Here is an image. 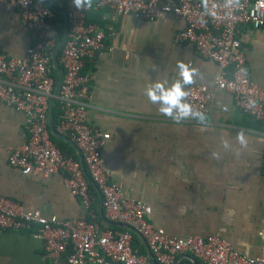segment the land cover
I'll return each instance as SVG.
<instances>
[{"label": "crops", "instance_id": "obj_1", "mask_svg": "<svg viewBox=\"0 0 264 264\" xmlns=\"http://www.w3.org/2000/svg\"><path fill=\"white\" fill-rule=\"evenodd\" d=\"M98 12L97 22L105 28L112 49L100 52L84 67L91 76L88 115L110 133L103 159L113 179L131 197L151 206L149 219L166 233H219L246 255H259L264 246L258 235L264 219L262 124L240 111L228 91H214L203 120L190 115L176 123L158 113L162 101L151 102L145 89L156 81H165L167 88L180 79L178 61L195 69L192 84L212 89L216 62L202 57L192 44L174 41L175 33L185 26L179 17L163 14L145 20L114 15L107 9ZM238 37L253 81L264 88V28L241 25ZM28 45L18 10L0 0V51L19 57ZM188 86L183 85L184 90ZM240 132L247 147L237 140ZM27 135L22 113L0 101V195L61 220L87 217L60 173L44 178L9 165L10 150ZM64 146L79 156L70 140ZM90 184L92 219L109 225L101 195ZM133 244L147 253L137 236ZM190 260L187 253L179 254L176 264ZM0 264L50 262L42 240L29 228L0 230Z\"/></svg>", "mask_w": 264, "mask_h": 264}, {"label": "built area", "instance_id": "obj_2", "mask_svg": "<svg viewBox=\"0 0 264 264\" xmlns=\"http://www.w3.org/2000/svg\"><path fill=\"white\" fill-rule=\"evenodd\" d=\"M1 2L18 10L29 35L22 56L0 51V101L22 113L28 130L26 140L10 150L8 163L44 178L60 173L87 217L61 220L0 195V230L31 228L32 235L42 240L50 264H176L183 253L191 257L183 264H194L193 259L200 264H264V246L259 255L248 256L219 233L170 235L152 223L151 206L131 197L105 165L103 148L110 133L89 119L91 76L84 70L87 61L94 62L100 52L112 49L105 28L87 21L89 12L103 8L114 15L145 20L171 14L185 21L174 41L192 44L218 66L212 89L191 84L185 90L189 93L186 102L194 112L205 114L214 91H228L240 111L262 124L264 137V88L253 81L238 37L241 25L264 28V0H93L87 10H77L72 0L61 3L68 30L58 54L62 75L54 129L59 137L72 142L78 157L63 152L50 137L48 113L56 85L52 58L60 25L53 22L56 11L41 0ZM261 163L264 168V144ZM90 183L98 189L104 215L112 226H101L92 219ZM258 235L264 243V219ZM135 236L143 241L147 253L134 246Z\"/></svg>", "mask_w": 264, "mask_h": 264}, {"label": "clouds", "instance_id": "obj_3", "mask_svg": "<svg viewBox=\"0 0 264 264\" xmlns=\"http://www.w3.org/2000/svg\"><path fill=\"white\" fill-rule=\"evenodd\" d=\"M72 2L77 10L91 9L93 4V0H72ZM177 66L180 68V79L167 88L165 87V81H156L152 87L145 89L147 97L154 103L162 101L163 106L159 107L157 112L176 123H179L181 119H187L190 115L203 120V113L200 111L194 112L192 105L184 100L189 93L184 90L183 85H191L193 83L195 69L190 68L182 61H178ZM174 112L176 113L175 115ZM237 140L242 147H247L243 132L237 134ZM216 156L217 154L213 153V157L215 158Z\"/></svg>", "mask_w": 264, "mask_h": 264}, {"label": "trees", "instance_id": "obj_4", "mask_svg": "<svg viewBox=\"0 0 264 264\" xmlns=\"http://www.w3.org/2000/svg\"><path fill=\"white\" fill-rule=\"evenodd\" d=\"M43 2V4L47 5V6H50L52 8H55L57 11H56V14H55V19L53 20L54 23H56V21H59L60 22V25L57 27V30H58V41L61 40L62 38V30H63V17L60 13H58V10H61L64 6L61 7V3H64L65 0H41ZM103 8L101 9H98L99 11L102 10ZM98 10H93L91 12H89L88 14V17H87V21L88 22H95L97 24H99L97 21V18L99 17L100 15V12H98ZM59 57V55H58ZM53 74V77L56 78L57 77V74L55 71L52 72ZM53 113H54V125L56 124L57 120H58V116H59V110H58V107H57V102H55L54 104V107H53ZM50 137L51 139L55 142V144L63 151L65 152L66 154H71L72 155V152L70 150L67 149V147L64 146V144H66V140H68V138H61V137H56L54 135V133L50 132ZM92 188V186H91ZM93 189V188H92ZM109 222V225L112 226L113 223L108 221Z\"/></svg>", "mask_w": 264, "mask_h": 264}, {"label": "water", "instance_id": "obj_5", "mask_svg": "<svg viewBox=\"0 0 264 264\" xmlns=\"http://www.w3.org/2000/svg\"><path fill=\"white\" fill-rule=\"evenodd\" d=\"M52 9L54 11H57L55 8H52ZM58 13H60L62 15V17H63V30H62V38L59 41V43L57 44V46L55 47L54 52H53V58H52L53 66H54V68H55V70L57 72L56 85H55V88H54V91H53V97L51 98V101H50V107H49V113H48V115H49V127H50V131L52 133H56L55 129H54L53 106H54V102H55V99H56V95H57L58 90H59V85H60V82H61V75H62L60 65L58 64V54H59V51H60L61 47L63 46V44L65 42V39H66V36H67V30H68V20H67V17H66L65 10L64 9L58 10ZM193 263L194 264H199V262L196 259H193ZM154 264H157V263L155 262Z\"/></svg>", "mask_w": 264, "mask_h": 264}]
</instances>
